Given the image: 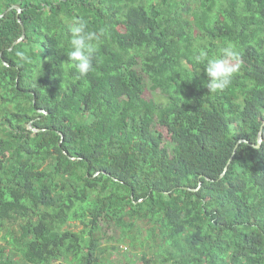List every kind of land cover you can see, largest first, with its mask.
<instances>
[{"label":"trees","instance_id":"16d2710c","mask_svg":"<svg viewBox=\"0 0 264 264\" xmlns=\"http://www.w3.org/2000/svg\"><path fill=\"white\" fill-rule=\"evenodd\" d=\"M3 13L0 264H264V0ZM79 19L97 35L86 76L67 57ZM228 45L240 69L209 92L195 58Z\"/></svg>","mask_w":264,"mask_h":264},{"label":"clouds","instance_id":"9594fccd","mask_svg":"<svg viewBox=\"0 0 264 264\" xmlns=\"http://www.w3.org/2000/svg\"><path fill=\"white\" fill-rule=\"evenodd\" d=\"M69 51L67 52L70 67L79 76H86L94 70L93 61L96 58L98 46L95 43L97 35L88 29L87 22L83 19L73 20L68 25ZM25 59V57H21ZM196 62L203 65L207 77L204 86L209 92L223 91L232 82L233 76L240 69V54L232 45L221 50L217 56L201 53Z\"/></svg>","mask_w":264,"mask_h":264},{"label":"water","instance_id":"95a60500","mask_svg":"<svg viewBox=\"0 0 264 264\" xmlns=\"http://www.w3.org/2000/svg\"><path fill=\"white\" fill-rule=\"evenodd\" d=\"M12 9H17V10H18V12H17L18 19H19V21L22 23L21 18H20V13L22 12L21 7H20L19 5H13V6L10 7L7 11H10V10H12ZM5 14H6V13L1 14V15H0V18L4 17ZM24 38H25V29H24V34H23V36H22L18 41H16L15 44H17L19 41H22ZM40 111L45 112L44 110H40ZM29 128L32 129V130L35 131V132L38 131L37 129H35V128L32 126V123H29ZM263 128H264V124L262 125V129H261L260 134H259V140H258V143H257V144H253L255 147L260 148V147L262 146V144H263V141H264ZM63 140H64V137H63ZM242 142H247V140H246V139H241V140L238 142V145H239V143H242ZM238 145H237V147H238ZM235 152H236V149H235V151H234V154H235ZM231 161H232V158L230 159L229 163H230ZM228 166H229V164H228ZM228 166L226 167L224 173L221 175L220 179H222V178L224 177L226 171L228 170ZM208 179H210V178H208ZM196 190H197V189H196Z\"/></svg>","mask_w":264,"mask_h":264},{"label":"rangeland","instance_id":"374dc122","mask_svg":"<svg viewBox=\"0 0 264 264\" xmlns=\"http://www.w3.org/2000/svg\"><path fill=\"white\" fill-rule=\"evenodd\" d=\"M152 95H155L156 96V94H154L150 89H148L147 96H152ZM82 227L83 226L79 222H77V223H74V225L71 228L73 230H76L77 231V230H80ZM121 248L124 249V251H127L128 252V249L126 247L121 246Z\"/></svg>","mask_w":264,"mask_h":264}]
</instances>
